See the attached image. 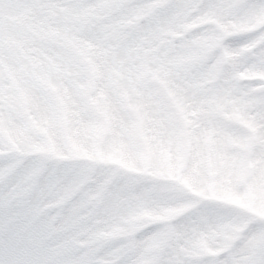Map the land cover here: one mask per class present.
<instances>
[{"label":"snow or ice","instance_id":"1","mask_svg":"<svg viewBox=\"0 0 264 264\" xmlns=\"http://www.w3.org/2000/svg\"><path fill=\"white\" fill-rule=\"evenodd\" d=\"M0 264H264V0H0Z\"/></svg>","mask_w":264,"mask_h":264},{"label":"rangeland","instance_id":"2","mask_svg":"<svg viewBox=\"0 0 264 264\" xmlns=\"http://www.w3.org/2000/svg\"><path fill=\"white\" fill-rule=\"evenodd\" d=\"M241 206H243V205H241Z\"/></svg>","mask_w":264,"mask_h":264}]
</instances>
